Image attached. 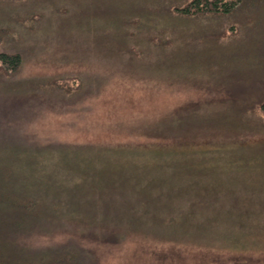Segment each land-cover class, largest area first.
Listing matches in <instances>:
<instances>
[{"label":"trees","instance_id":"obj_1","mask_svg":"<svg viewBox=\"0 0 264 264\" xmlns=\"http://www.w3.org/2000/svg\"><path fill=\"white\" fill-rule=\"evenodd\" d=\"M3 2L12 4L0 0V5ZM251 3L264 7V0ZM249 6L248 0H190L164 12L174 20L197 25L206 20L218 23ZM62 10L55 13L64 15L66 7ZM19 14L11 19L20 24L29 21L31 30L32 24L42 20L37 9ZM169 25L123 26L122 44L114 50L141 65L146 75L184 82L190 73L185 70L187 64L182 61L183 67L174 60L181 47H193L191 43L200 38L212 42L231 39L237 33H228L232 26L220 27L200 37L191 35L189 28ZM177 28L181 33H176ZM11 30L14 33L0 26V42ZM22 62L18 51L0 52V76L27 96L21 99L20 92L14 104L62 109L65 103L97 96L108 81L105 75L83 73L16 80L13 77ZM234 99L185 102L140 127L137 135L144 140L137 143L36 146L24 141L27 147H22L0 139V264H100L87 243L121 244L142 234L160 243L264 252L244 249V244L261 240L259 231L239 228L222 212V203L244 197L222 198L205 192L234 180L236 175L224 178L222 173L229 172V167L242 170L240 164L215 163V156L238 155L252 145L264 146V96L258 105L245 104L249 118L235 117L233 113L244 107ZM257 134L258 140L253 137ZM59 232L70 235L71 242L48 243L42 248L28 242L30 236Z\"/></svg>","mask_w":264,"mask_h":264},{"label":"rangeland","instance_id":"obj_2","mask_svg":"<svg viewBox=\"0 0 264 264\" xmlns=\"http://www.w3.org/2000/svg\"><path fill=\"white\" fill-rule=\"evenodd\" d=\"M11 1L12 4L0 5V26L14 29V33L11 30L0 42V52L18 51L23 56L21 68L13 78L83 73L105 75L108 81L97 96L53 109L51 105L39 103L14 104L17 94L22 92L11 80L0 76V139L18 142L22 147H27L24 141L36 146L137 143L144 140L137 135L140 127L185 102L208 98L235 100L236 97L244 110L238 109L233 114L249 118L245 104L258 105L264 96V7L251 3L254 0H248L249 7L231 17H223L218 23L206 20L197 25L174 20L164 12L190 0ZM63 7H66L64 15L55 13L56 9L64 13ZM29 8L42 12L41 22L32 24V30L29 21L20 24L11 19ZM158 22L189 28L191 35L200 37L220 27L232 26L228 33H237L231 39L224 37L212 42L200 38L191 43L193 47H181L179 57L174 60L187 64L188 79L166 81L146 75L141 65L132 64L115 51L122 44L123 26L146 27ZM175 31L181 33V28ZM208 67L212 68L211 72H206ZM21 96V99L27 98L24 93ZM253 137L258 140L260 134ZM214 159L215 163L240 164L238 167L242 170L229 167V172L222 173L224 178L236 175L234 180L206 190V194L232 199L244 197L242 201L222 203V212L239 228L259 231L256 234L261 240L244 244V249H264V146L252 145L244 153ZM151 237L142 234L140 239H127L121 244L95 241L87 244L92 247L90 252L99 257L100 264H264V252L218 251L155 242ZM70 240V235L59 232L30 236L28 242L33 248H42L44 244H67Z\"/></svg>","mask_w":264,"mask_h":264}]
</instances>
